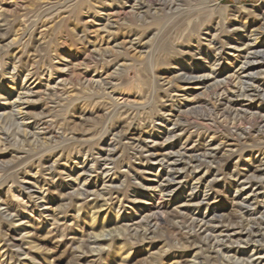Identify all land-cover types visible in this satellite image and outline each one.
Instances as JSON below:
<instances>
[{"label": "rangeland", "instance_id": "rangeland-1", "mask_svg": "<svg viewBox=\"0 0 264 264\" xmlns=\"http://www.w3.org/2000/svg\"><path fill=\"white\" fill-rule=\"evenodd\" d=\"M263 14L264 0H0V264H260L264 242L229 245L225 261L183 236L194 216H256L239 209L249 187L237 193L235 175L262 164L264 133L235 110L264 102L231 107L212 89L239 72ZM184 110L195 121L173 130ZM152 152L177 153L173 197L144 189L166 177ZM190 154L203 157L189 167ZM86 175L112 184L106 198L80 196ZM193 194L201 204L180 212ZM153 213L158 228L135 236Z\"/></svg>", "mask_w": 264, "mask_h": 264}, {"label": "bare ground", "instance_id": "bare-ground-1", "mask_svg": "<svg viewBox=\"0 0 264 264\" xmlns=\"http://www.w3.org/2000/svg\"><path fill=\"white\" fill-rule=\"evenodd\" d=\"M145 1H147V0H145ZM133 11H135V10H132L131 14L133 13ZM128 13H130V12H128ZM263 36H264V14L261 16L260 26L255 31L252 32L250 39H249L248 43L245 45V47L241 50H239L238 48L235 47V50L237 49V50H239L240 53L243 52L242 53L243 55L244 54L247 55L244 57L245 61L240 66L239 72L235 73L234 75H230L227 79H225L223 81L219 80V82L216 83V85L215 84L213 85L212 92L215 93V95L217 96L218 99L221 98V100H224V101L226 100L231 105V107H232V105L235 106L236 104H244V102H249L248 106H250V107L255 102H261V104L264 102V88H263V84H264V42H262ZM123 43H125V42H123ZM123 43H122V45H123ZM206 79H207L206 76H195V75H191V74H184L181 78V80L186 82V85H192L193 83H196L199 86L205 85ZM87 81H89V80H87ZM99 85H100V83H99ZM28 94H30V93L28 92ZM210 100H211V98H210ZM18 102L19 101H17L16 103H18ZM199 106H202V104ZM20 111H21V109H20ZM178 112H180V111H178ZM191 112H192V110H190V111L184 110L183 114H180L181 113L180 112L179 113L180 115H175L174 117H176V118L174 119L172 129L174 130L178 127L186 126L187 124L193 123V121H195V120H194V117H192ZM235 112H237V115L239 114V115L243 116V119H244L242 121L243 124L244 123L250 124L251 127H253L254 129H257L258 134L264 133L263 132V130H264V112L257 111V112L251 113L249 110H242V109L241 110H239V109L235 110ZM20 113L21 112H19V114ZM170 114H172V113H170ZM1 115L2 114H0V118H2ZM181 115H183V116H181ZM21 124H22V122H21ZM236 126H237V124H236ZM240 128L243 129L242 125L240 127H238V129H240ZM240 137H242V139H246V140L249 138L245 135V132L241 133ZM261 140H262V137L257 138L256 141L260 142ZM263 141L264 140H262L261 142H263ZM245 143H246V141L244 142V144ZM247 144L248 143H246V145ZM187 152H191V151H187ZM176 154L177 153H175V152H173V153L168 152V153H163V154L152 152L149 154V158L154 162V164L161 165L165 171L167 170V172H166V177H165L163 183H161L160 185H158V186H145L144 187V189L147 193H150V195L159 196V197H161V200H164L167 197H173L170 195V193H172V190H170V189H173V188L182 184L181 178L178 177L179 176L178 174H180V170H181L178 168V166H179L178 161L172 158ZM201 157H203V156L190 154L189 157L187 158L189 165L185 163L186 161L184 162V164L191 167L192 164H195V163L197 164V162L199 163L201 160ZM204 157H209L210 159H213L215 157V155L211 152V153L205 154ZM261 163L262 164H260V166H256L255 168H253V170H250L244 176L240 175L239 172H237L235 175V177L237 179H239L237 182L235 181L236 182V184H235L236 192L241 194V192L244 191L245 188L248 186L249 187V189H248L249 190V196H250V199H245V200H242V202L238 203V207L242 211L247 208L248 212H253L254 215H256L254 218H252L250 220H245V221L242 220V221H238V222H231L229 220L226 221L223 219L222 216H219V215L218 216L213 215L212 217L198 216L199 218L194 216V217H191L190 219H187V225L190 228V230H189V234H186L183 237L186 240L185 244L190 245V248L195 247V248H197L198 251H200V252H197V256L200 257L202 255V253L205 251V252L212 253L213 255H215L216 258L222 257L225 261H226V259L229 261L232 258L228 259V258H225V256H227V255H225V256L222 255L223 252H225V250L227 249V246H229V245H237V244L241 243V244L246 245L250 249H253V251L255 249L261 247L262 243L264 242V202H259L257 200H258V198H260L261 195L264 194V192H262L263 191L262 187L264 185V160H262ZM182 170H183V168H182ZM88 172L93 173L91 170L90 171L85 170L83 174H87ZM107 173H108V171H107ZM88 177H89V175H86L83 188L81 190L79 189L81 191L80 196L91 195V196L101 197L103 199L105 196L108 195L107 192L110 190V188H113L112 184H109V186H108L107 183L105 181H103V186L101 188H99L100 185H98L97 183L94 184V182H93L94 186H93V189H91V187L88 185V181L90 179ZM196 181L199 182V179L197 178ZM108 187H110V188H108ZM165 188L168 191L167 193H164L166 191ZM35 194L38 195V193H35ZM78 194H79V192H78ZM40 198L44 199L45 197H43L41 194ZM136 200H137V198H135V200L133 202L136 203ZM199 204H201V200L198 198V195L193 194L189 197V199H187L183 203V205L180 206V212H181V210L186 211L187 208H190L193 206H198ZM238 207H237V209H238ZM180 212H179V214H180ZM182 214H183V212H182ZM7 217L12 218V216H10V215ZM96 218H97V214H94L92 216L93 221H95ZM161 218H162L161 215L156 214V213H153L151 215H147L143 218L141 217L142 220L140 222L134 224L137 227L133 230V231H135L134 232L135 236H139L142 239H147L148 235L151 234V227H154V229L156 230L158 228V223H159L158 221ZM224 224H228V225L226 226ZM142 226H145V228L142 229ZM219 227H225L227 229L226 232H228V234L224 235V237H223L221 235V233H223V231L219 232V230H218ZM126 229L129 230L128 228H126ZM107 236L108 235L102 234L103 239H105ZM222 237L224 239H222ZM100 238H101V236L98 237L99 240H100ZM165 253L166 252L163 250L162 252L159 253V255L164 256ZM263 262H264V256H263V258H260L258 260V263H260V264H262ZM193 264H205V263L204 262H197V263L194 262ZM237 264H251V263L250 262L246 263L244 261H240Z\"/></svg>", "mask_w": 264, "mask_h": 264}]
</instances>
